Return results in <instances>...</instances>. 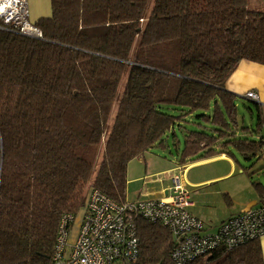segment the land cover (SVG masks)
<instances>
[{
    "label": "trees",
    "instance_id": "trees-1",
    "mask_svg": "<svg viewBox=\"0 0 264 264\" xmlns=\"http://www.w3.org/2000/svg\"><path fill=\"white\" fill-rule=\"evenodd\" d=\"M51 2L41 38L0 29V264H52L63 217H80L92 188L132 201L129 163L170 136L179 147L177 130V168L225 154L264 204L249 172L264 160L261 105L257 127L244 125L226 88L242 61L264 65V11L250 0ZM137 225L136 264H177L167 226ZM260 240L185 264H264Z\"/></svg>",
    "mask_w": 264,
    "mask_h": 264
},
{
    "label": "built area",
    "instance_id": "built-area-1",
    "mask_svg": "<svg viewBox=\"0 0 264 264\" xmlns=\"http://www.w3.org/2000/svg\"><path fill=\"white\" fill-rule=\"evenodd\" d=\"M0 29L29 37H42L30 21L28 0H0ZM248 100L259 102L250 90ZM178 168L172 176V195L118 203L92 188L80 217L64 216L58 232L52 264H136L140 249L137 218L162 223L178 238L173 252L177 264H185L219 246L228 249L264 236V204L226 220L215 233H205V222L190 210L189 191ZM73 223V225H72Z\"/></svg>",
    "mask_w": 264,
    "mask_h": 264
},
{
    "label": "crops",
    "instance_id": "crops-1",
    "mask_svg": "<svg viewBox=\"0 0 264 264\" xmlns=\"http://www.w3.org/2000/svg\"><path fill=\"white\" fill-rule=\"evenodd\" d=\"M255 2L257 4L250 0V5L264 9V0H255ZM28 7L30 19L34 23L40 18L52 15L51 0H28ZM226 88L242 97L246 92L255 90L260 96L257 103L263 106L264 65L242 61L227 81ZM145 154L135 158L143 164L140 174H133L130 166H128L127 200L140 198L168 199L173 193L172 176L176 173L178 166L167 165L163 170L155 167L156 170L154 171L153 163L148 161ZM193 169L195 172L190 175L189 171ZM182 170L184 171L182 180L189 190L191 202L189 210L204 220L206 233L216 232L227 219L262 205L261 198L252 186V178L225 154L195 162ZM259 174H263V171ZM134 183L137 184L135 191L130 187ZM132 192L133 194H131ZM260 241L264 253V236Z\"/></svg>",
    "mask_w": 264,
    "mask_h": 264
},
{
    "label": "rangeland",
    "instance_id": "rangeland-1",
    "mask_svg": "<svg viewBox=\"0 0 264 264\" xmlns=\"http://www.w3.org/2000/svg\"><path fill=\"white\" fill-rule=\"evenodd\" d=\"M251 1L254 4H257L255 2V0H251ZM253 8H255V6ZM256 9L262 10V11L264 10L262 8H256ZM30 21L32 23H34V21L32 19H30ZM257 78H259V76H257ZM237 103L239 106L240 118H241L242 124L248 125V126L255 129L257 127V124H258V113H257V108H256L255 103H253L252 101L243 99L242 96H240V95H239V98L237 100ZM261 110H262L263 116H264V104H263V106H261ZM188 128L191 129V128H193V126L191 124H188ZM262 133L264 134V132H262ZM177 137L180 140L179 147H176L174 145V142H173L174 138H173V136H170L168 138L169 144H170L169 148H167V149L158 148V149H154V150L149 151V154H148V152L145 154L147 156L148 161L153 163L154 171L156 170V168H158L159 170H163V168L167 167V165L178 166V164H179L177 162L178 151H181L183 149L185 136H184L183 132H181L180 130H177ZM99 161H101V156H100ZM242 163L245 166H251L252 165L251 162H246L244 160H242ZM129 166H130V169H131L133 174L134 173L140 174L142 169H143V164L140 162L139 159L132 160V162L129 164ZM262 168H263V174H259L258 170H260ZM194 172H195L194 169L189 171L190 175H192ZM249 172H255L253 180H259L260 182H262L264 184V160L256 162L252 166V168L249 170ZM130 187L133 191H135L137 188V184L134 183ZM131 194H133V192ZM237 196H238L237 198H239V195H237Z\"/></svg>",
    "mask_w": 264,
    "mask_h": 264
},
{
    "label": "water",
    "instance_id": "water-1",
    "mask_svg": "<svg viewBox=\"0 0 264 264\" xmlns=\"http://www.w3.org/2000/svg\"><path fill=\"white\" fill-rule=\"evenodd\" d=\"M252 102H255V101H252Z\"/></svg>",
    "mask_w": 264,
    "mask_h": 264
}]
</instances>
